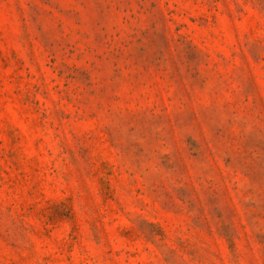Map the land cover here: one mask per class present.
<instances>
[{"label": "rangeland", "instance_id": "374dc122", "mask_svg": "<svg viewBox=\"0 0 264 264\" xmlns=\"http://www.w3.org/2000/svg\"><path fill=\"white\" fill-rule=\"evenodd\" d=\"M0 264H264V0H0Z\"/></svg>", "mask_w": 264, "mask_h": 264}]
</instances>
